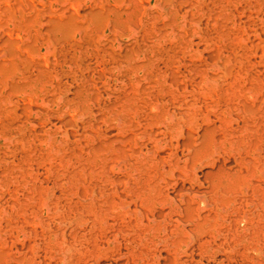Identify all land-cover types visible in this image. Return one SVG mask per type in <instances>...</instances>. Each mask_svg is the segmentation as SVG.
Returning <instances> with one entry per match:
<instances>
[{
	"label": "rangeland",
	"instance_id": "374dc122",
	"mask_svg": "<svg viewBox=\"0 0 264 264\" xmlns=\"http://www.w3.org/2000/svg\"><path fill=\"white\" fill-rule=\"evenodd\" d=\"M251 241L264 0H0V264H214Z\"/></svg>",
	"mask_w": 264,
	"mask_h": 264
},
{
	"label": "bare ground",
	"instance_id": "6f19581e",
	"mask_svg": "<svg viewBox=\"0 0 264 264\" xmlns=\"http://www.w3.org/2000/svg\"><path fill=\"white\" fill-rule=\"evenodd\" d=\"M203 201L206 202L205 199ZM211 263L264 264V244L262 245L260 242L254 244L253 241L247 243L245 242L244 248L242 250L237 248L234 250L231 247L224 249L222 246L215 248L213 245H211Z\"/></svg>",
	"mask_w": 264,
	"mask_h": 264
}]
</instances>
